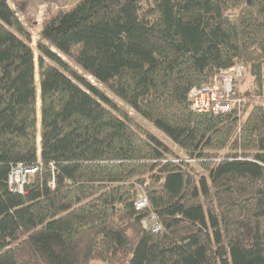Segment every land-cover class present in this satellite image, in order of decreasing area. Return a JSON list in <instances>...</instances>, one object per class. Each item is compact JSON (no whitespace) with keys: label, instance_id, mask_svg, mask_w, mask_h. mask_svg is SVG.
Listing matches in <instances>:
<instances>
[{"label":"trees","instance_id":"1","mask_svg":"<svg viewBox=\"0 0 264 264\" xmlns=\"http://www.w3.org/2000/svg\"><path fill=\"white\" fill-rule=\"evenodd\" d=\"M35 45L0 0V264H264V0H78Z\"/></svg>","mask_w":264,"mask_h":264},{"label":"built area","instance_id":"2","mask_svg":"<svg viewBox=\"0 0 264 264\" xmlns=\"http://www.w3.org/2000/svg\"><path fill=\"white\" fill-rule=\"evenodd\" d=\"M227 68H230L231 71L235 68L236 73L230 74L227 77V83H225L223 87H220V92L216 93L211 87H205L203 89H200L199 87H192L190 89L191 92L189 95L192 97L191 107L193 109L201 111L208 110L214 113L225 112L230 110L234 103L240 101L239 98L234 96V85L236 79L244 74V68L241 64H236L235 66H230ZM226 100L229 103H227ZM28 168L29 167L23 166L20 163L11 167L10 171L8 172L7 179L13 191L19 193L24 192V185L27 181L26 175L27 173L33 172L35 169V167L33 170L32 168ZM50 181H54L53 178H51ZM146 199V196L140 193L135 199L136 206L139 207L145 205ZM159 228L160 224L155 221L152 224V229L158 230Z\"/></svg>","mask_w":264,"mask_h":264},{"label":"rangeland","instance_id":"3","mask_svg":"<svg viewBox=\"0 0 264 264\" xmlns=\"http://www.w3.org/2000/svg\"><path fill=\"white\" fill-rule=\"evenodd\" d=\"M77 1L78 0H7L10 6L15 10V13L18 15L19 19L31 32V44L33 49H35V40L39 35V31L41 30L40 28L42 27L45 18L58 8L69 9ZM20 6H23L21 10L19 9ZM235 65L236 64H234V66ZM235 73V68L232 71L230 68L222 69L217 75H215L214 78L212 77L210 82L203 83V85L199 86V88L203 89L205 87H211L216 93H218L220 92V87H223L224 84L227 83V77L230 74ZM226 102L229 103L227 100ZM153 214L154 212H150L146 215L144 219L146 224H152L155 222V219L152 217Z\"/></svg>","mask_w":264,"mask_h":264},{"label":"bare ground","instance_id":"4","mask_svg":"<svg viewBox=\"0 0 264 264\" xmlns=\"http://www.w3.org/2000/svg\"><path fill=\"white\" fill-rule=\"evenodd\" d=\"M17 164H19V163H17ZM17 164H14V165L10 166L8 172L10 171L11 167H13V166H15V165H17ZM20 164H21V163H20ZM23 166H24V165H23ZM26 167L32 168V170H33V168L35 167V169L33 170V172L27 173V175H26V180H27L28 176H29L30 174H32V173L35 172V170H36V166H26ZM29 168H28V169H29ZM8 172H7V175H8ZM7 175H6V183H7V186H8V188H9L11 191H13V190L11 189V185L8 183ZM14 192H16V191H14ZM134 205H135V207H136L137 209H140V208H142V207H145V206L147 205V199H146V203H145V205H143V206H139V207H137L135 201H134ZM145 217H146V216H145ZM145 217H143V218L140 219V223H141V225H142L143 227L148 228V229H149L150 231H152V232H158V231H160V229H161V225H160V228H159L158 230H153V229H152V224H153V223H152V224H146V222H145V220H144ZM152 217L155 219L156 222L159 223V221H158L157 216H156L155 213L152 215ZM159 224H160V223H159Z\"/></svg>","mask_w":264,"mask_h":264},{"label":"crops","instance_id":"5","mask_svg":"<svg viewBox=\"0 0 264 264\" xmlns=\"http://www.w3.org/2000/svg\"><path fill=\"white\" fill-rule=\"evenodd\" d=\"M40 29H42V27Z\"/></svg>","mask_w":264,"mask_h":264}]
</instances>
